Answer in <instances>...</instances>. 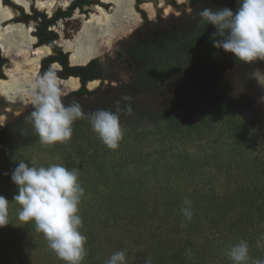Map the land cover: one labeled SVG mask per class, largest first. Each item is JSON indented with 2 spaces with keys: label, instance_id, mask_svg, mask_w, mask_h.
Returning <instances> with one entry per match:
<instances>
[{
  "label": "trees",
  "instance_id": "trees-1",
  "mask_svg": "<svg viewBox=\"0 0 264 264\" xmlns=\"http://www.w3.org/2000/svg\"><path fill=\"white\" fill-rule=\"evenodd\" d=\"M200 1L192 0L193 11L183 15L186 20L193 17L190 26L211 14L209 5L222 2ZM197 3L200 5L195 8ZM173 27L156 26L128 42V57L134 60L132 82L125 88L126 103L119 112L126 118L153 121L165 137H173L169 145L164 143L167 146L162 145L154 158L137 147H130L116 160L95 153L79 164L78 174L55 178L50 181L53 186L39 189L27 202L23 200L28 193L11 197L2 189L0 264L4 263V250L23 246L40 251L47 248L48 255L55 258L49 264H264V147L254 145L253 152L260 150V155L234 162L244 165L239 177L231 172L232 163L219 159L217 153H212V160L210 154L203 156L185 148L194 133L201 138L204 124L213 144L221 143L236 154L244 152L251 134L240 110L248 104L247 98L234 82L219 80V86L211 87L217 78L214 75L203 82L188 78L185 91L193 102L190 110L152 106L151 94L158 80H143L147 78L141 66L156 63L154 57L160 46L166 47L171 41L168 32ZM97 91L86 88L83 80L74 98L54 103L74 100L80 104L88 95L97 96ZM36 111L32 106L17 122L2 128L3 169L10 162L11 150L37 138L40 129L22 130L18 126L19 121L27 125ZM87 116L73 112L71 127L93 118ZM249 147L246 153L252 151ZM213 167H229V177L213 171ZM150 196L157 200L153 207L146 201ZM121 223L123 231L117 241H131L127 251L125 245L109 247L115 239L109 224ZM133 244L138 246L136 250Z\"/></svg>",
  "mask_w": 264,
  "mask_h": 264
},
{
  "label": "rangeland",
  "instance_id": "rangeland-1",
  "mask_svg": "<svg viewBox=\"0 0 264 264\" xmlns=\"http://www.w3.org/2000/svg\"><path fill=\"white\" fill-rule=\"evenodd\" d=\"M187 1H184L186 3L172 0L153 1V11L142 10L144 19L139 21L133 30H129L130 32L123 31L122 37L115 40L106 54L113 53L118 41L141 29L145 20L161 21L175 26L174 31L168 32L171 36L169 44L166 42V47L160 46L159 53L154 57L156 63L141 66V72L145 73L147 78L143 80L155 82L158 80L151 94L154 101L152 106L153 108L170 106L178 111L190 110L193 102L185 91L188 78L203 82L209 76L215 75L217 78L211 87L219 86V80L234 82L239 93L248 100V104L243 105L240 110L242 116L247 119L251 134L250 141L245 144L246 150L236 154L233 149H228L221 143L213 144L208 128L203 122L197 123L203 124L200 128L204 130L201 138L198 139L199 136L194 133L185 142V148L192 149L191 152L198 151L203 156L210 154L212 160H215L212 153H217L219 159L232 163L231 172L239 177L243 174L244 165L236 166L234 162L239 163L242 157L248 159L250 155H260V150L253 152L254 145L264 147V0H221L219 5H209L208 11L210 10L211 14L201 16V20L192 26L190 24L194 20L193 17L188 20L183 17L192 12V7ZM160 3L162 5H159ZM61 24L58 29L66 37H72L80 22L73 19L64 20ZM44 80L47 84L48 80ZM98 82L93 87L87 85L91 91L99 90L97 96L88 95L80 104L74 100L56 104L51 99L66 94L69 90L66 85L67 88L62 86L64 83L60 84L58 79L50 78L48 88L38 89L29 98L33 91L31 90L26 96L19 98V102L22 103H16L11 109L4 107L0 111L1 132L2 128L9 126L7 124L10 120L33 103L38 111L32 115L27 125H20L19 121L18 126L23 128L22 130L40 129L34 141L8 153L10 162L6 170L0 166V191L5 189L6 194L11 197L28 193L23 200L27 202L28 197L39 189L53 186L50 181L55 178H62L67 173L78 174L79 164L95 153L116 160L127 154L130 147H137L143 154L149 153L154 158L162 145L167 146L173 137H165L153 121L140 117L130 119L120 115V107L126 103L127 98L125 88L132 82L128 79L126 70L120 73V76H110L100 84ZM73 112L85 113L87 117L91 116L94 119L79 123L76 128L71 127ZM253 140L254 144L251 143L252 146L249 147ZM247 145L249 149L252 148L249 153H246ZM211 169L225 175L226 179L229 177L226 174L230 170L229 167L218 168L220 171L214 167ZM250 173L253 174V169ZM252 181L253 179L249 180V183ZM151 196L147 197L146 201L153 207L157 200ZM3 199L5 197H0V207L4 206ZM13 218L15 217H9ZM123 225L109 224L116 240H111L113 246L109 247L113 248L119 244L118 248H122L125 245L124 251H127L126 246L131 241H117L121 237ZM133 246L134 250L138 248L136 244ZM47 251V248L40 251L27 246L17 249L13 247L4 250L3 264L53 263L55 258L48 255Z\"/></svg>",
  "mask_w": 264,
  "mask_h": 264
},
{
  "label": "flooded vegetation",
  "instance_id": "flooded-vegetation-1",
  "mask_svg": "<svg viewBox=\"0 0 264 264\" xmlns=\"http://www.w3.org/2000/svg\"><path fill=\"white\" fill-rule=\"evenodd\" d=\"M1 6L4 8H9L12 10L13 15L5 18L1 23V27H7L10 25H15L17 23H22L25 27L29 28V33L31 36L35 37L33 44H30L32 53L35 52L38 46H46L49 49V53L42 57L40 65L37 71V74L34 78V82L37 85L36 89L31 92H36L38 89L43 90L44 88L42 81L47 79V84L45 88H48V82L50 78L58 79L60 84L62 80L68 79L70 77H75L79 80L80 85L76 89H69L65 85L69 92L63 94L59 97L52 98L51 101L55 102L57 99L65 100L66 97L74 98L77 95L76 92L80 91L83 87V80L85 82V87L90 81H101L106 80L110 76L117 77L120 76L124 70L127 71L128 79L132 78V63L133 59L128 57V42L131 41L134 37H141L147 30H152L156 26H169L171 24H165L161 21H146L141 29L133 32L126 39L118 41L113 53L106 54L108 48L102 47L100 55L97 54L94 57L88 59L85 63H73L71 61V49H66L63 40L68 39L73 41L75 47L80 44L82 41L86 40V36L79 35L78 33L82 32V25L85 21H88L92 15L99 14L101 10L105 12L113 13L115 7L114 1L109 0H57L55 7L51 10L49 9L48 4L39 5L38 0H0ZM41 1H50L49 4L54 3L55 0H41ZM150 2L152 5L153 11V1L157 0H134L132 5L133 11L138 16V21L144 19L142 10L148 11L142 7V4L145 2ZM178 2L177 0H172ZM189 5L191 6L192 0H188ZM187 1V2H188ZM205 1V0H201ZM200 1V2H201ZM179 3V2H178ZM186 3V2H184ZM203 3V2H202ZM55 4V3H54ZM159 5H162L160 3ZM200 3L195 5V8H198ZM101 9V10H100ZM113 10V11H112ZM193 11V8H192ZM150 12V11H149ZM125 16V14H123ZM77 19L80 24L75 30V33L72 37H66L64 33L59 30L62 26L64 20H73ZM174 21V20H172ZM134 24L133 28L136 26ZM131 28V30H133ZM130 30V31H131ZM129 31V32H130ZM127 32V33H129ZM126 33V34H127ZM122 37V36H121ZM77 38H81L77 41ZM120 38V37H119ZM76 39V40H74ZM118 39V38H117ZM116 40V39H115ZM115 42V41H114ZM113 42V43H114ZM102 52V53H101ZM113 54V55H112ZM13 57H9L5 53V44L0 42V80L8 81L9 80V70H14L12 65ZM57 65V66H56ZM85 76V79L83 77ZM20 96L15 98H5L0 94V111L4 107H9L11 109L16 103L19 102ZM28 99V98H27ZM26 99V100H27ZM10 102V103H9ZM26 103V101L24 102ZM38 104V103H35ZM34 104L27 105L17 116H15L7 125L14 124L17 120L23 116ZM6 126V125H5Z\"/></svg>",
  "mask_w": 264,
  "mask_h": 264
},
{
  "label": "bare ground",
  "instance_id": "bare-ground-1",
  "mask_svg": "<svg viewBox=\"0 0 264 264\" xmlns=\"http://www.w3.org/2000/svg\"><path fill=\"white\" fill-rule=\"evenodd\" d=\"M115 2L113 13L101 10L99 14L92 15L88 21L82 25V32L78 36H86V40L75 47L73 41L68 39L63 40L66 49H71V61L73 63H85L88 59L99 54L101 47H109L115 39L119 38L123 31L131 30L134 24L139 20L136 13L133 11L132 5L134 0H109ZM181 2L187 0H178ZM50 1L38 0L39 5L48 4L51 10L55 7L57 0L49 4ZM142 7L148 11H152L150 2H145ZM166 10V9H165ZM169 10V8H167ZM125 14V16H123ZM13 15L12 10L1 6L0 1V23L9 16ZM81 38H77V41ZM76 40V39H74ZM35 37L29 33V28L22 23L10 25L7 27L0 26V42L5 44V53L9 57H13L12 65L14 70H9V80H0V94L5 98H15L17 95L22 98L29 94L31 90L36 89L34 78L37 74L42 57L49 53L46 46H38L32 53L30 44H33ZM57 66V65H56ZM43 88L46 83L42 81ZM62 83L70 89L79 87L80 82L75 77L62 80ZM97 81H90L88 85L93 87ZM17 97V99H19ZM10 103V102H9Z\"/></svg>",
  "mask_w": 264,
  "mask_h": 264
}]
</instances>
